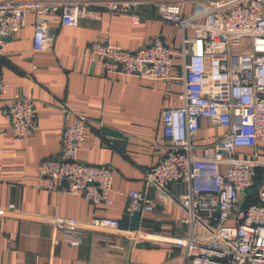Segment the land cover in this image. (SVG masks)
Returning <instances> with one entry per match:
<instances>
[{
    "label": "built area",
    "instance_id": "built-area-1",
    "mask_svg": "<svg viewBox=\"0 0 264 264\" xmlns=\"http://www.w3.org/2000/svg\"><path fill=\"white\" fill-rule=\"evenodd\" d=\"M147 2L156 17L182 32L179 51L161 38L134 51L96 42L91 51L106 72L183 83L182 105L162 112L166 154L145 178L147 185L156 188L159 200H171L185 213L183 221L190 231L176 241L183 247L181 264H264V0L0 2V58L8 38L26 27L29 15L34 17V50L42 52L55 43L52 24L56 18L63 26L77 27L84 19L100 20L96 9H101L109 15H130L139 23L138 8ZM187 4L192 7L186 13ZM188 29L193 35H185ZM176 67L181 77L173 75ZM8 87L0 68V96ZM61 109L60 158L42 162L40 176L48 180L49 191L111 205V168L78 158L87 140L89 119L65 104ZM37 114L35 101L26 95L9 101L4 112L20 139L35 135ZM204 119L224 132L212 145V154L198 156L193 141ZM174 182L186 183L188 192L170 195L168 186ZM128 197L127 213L155 209L156 201L146 192L132 191ZM9 211H16L15 206L10 205ZM50 221L66 233L73 247L81 245L84 230L113 231L120 225L114 219L82 223L56 215ZM59 244L54 239V245Z\"/></svg>",
    "mask_w": 264,
    "mask_h": 264
},
{
    "label": "crops",
    "instance_id": "crops-1",
    "mask_svg": "<svg viewBox=\"0 0 264 264\" xmlns=\"http://www.w3.org/2000/svg\"><path fill=\"white\" fill-rule=\"evenodd\" d=\"M24 1V0H0ZM105 1V0H82ZM177 2L179 0H163ZM194 1V0H189ZM191 4L186 5V13ZM81 20L77 27L52 24L56 33L52 49L34 50V17L8 38L0 68L8 89L0 96V264H181L183 247L176 241L187 237L184 211L173 201L157 198V190L145 182L146 174L166 154L162 112L182 105L180 81H153L106 72L91 51L96 42H108L134 51L155 38L182 46V32L156 17L150 2L138 8L141 20L130 15H109ZM187 36L193 35L188 29ZM180 59H176V64ZM173 75L181 77L180 67ZM22 95L37 107V132L16 138L6 120V105ZM65 104L89 119L87 140L78 152L81 162L106 165L112 170L111 205H95L81 196L56 193L39 174L47 160L61 154ZM224 130L202 120L194 139L196 154H212V145ZM250 151V150H249ZM132 191L146 192L156 201L151 212L140 210L138 230H84L81 245L71 246L66 233L51 224L52 216L88 223L94 219L123 221ZM170 195L188 192L184 182L168 186ZM14 205L16 211H9ZM54 239L59 245H54Z\"/></svg>",
    "mask_w": 264,
    "mask_h": 264
},
{
    "label": "water",
    "instance_id": "water-1",
    "mask_svg": "<svg viewBox=\"0 0 264 264\" xmlns=\"http://www.w3.org/2000/svg\"><path fill=\"white\" fill-rule=\"evenodd\" d=\"M260 178V175L256 177V187L260 184ZM255 202H257V200H255ZM140 215V211H135L132 214L126 213L123 221L119 225V228L123 230H130L131 232L137 231L140 223Z\"/></svg>",
    "mask_w": 264,
    "mask_h": 264
}]
</instances>
